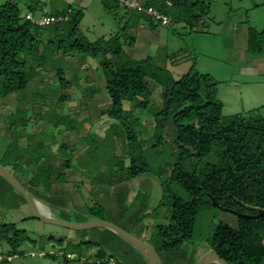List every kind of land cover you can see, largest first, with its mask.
Segmentation results:
<instances>
[{
	"label": "trees",
	"instance_id": "trees-1",
	"mask_svg": "<svg viewBox=\"0 0 264 264\" xmlns=\"http://www.w3.org/2000/svg\"><path fill=\"white\" fill-rule=\"evenodd\" d=\"M169 1L171 5L165 0H146V4L170 17L171 24L167 26L182 25L190 33L199 32L203 19L211 13L208 0ZM43 3V0L0 2V100L12 94L24 95L40 70L48 66L55 71L56 84L62 90L68 89L71 80L66 77L67 69L56 63L76 55L97 60L108 97L107 107L100 115L112 122L102 138L95 133L85 137L89 143L86 155L91 157L82 162L88 166L80 171L86 170L91 182L132 181L145 175L159 180L162 193L154 211L132 216L138 222L150 214L155 216L151 235L143 241L151 244L159 256L181 253L184 244L198 241V245L206 244L228 264H264V216L243 218L236 215V227L220 220L204 239L200 238L201 230L197 225L199 219L213 209L246 215H255L259 209H264V118L252 113L226 115L218 96L219 81L199 72L195 66L175 78L168 68L159 66L152 58H133L124 48L125 41L134 45V37L126 34V25L108 39L101 37L91 41L80 31L83 9L69 5L60 13H46L43 16L67 17V20L48 26L29 20L27 15L40 12ZM103 4L109 14L119 16L118 10L122 8L117 1L103 0ZM126 12L137 14V23L145 19L152 30L162 26L146 15ZM42 35L47 36L45 40ZM246 51L252 56L264 54V28L258 31L248 26ZM154 86L160 87L158 102L152 97ZM101 91L99 87L86 86L83 96L92 100ZM69 100V96L61 95L56 103L63 105ZM125 103L131 108L125 109ZM135 110L142 111L154 124L153 143L149 146L142 145L140 135L146 129L142 117L134 115ZM14 114H24V111L17 107ZM8 119L12 120L11 128L26 127L30 122V118L13 115ZM35 119L47 120L55 128L64 127L76 134L81 133L86 123L92 122L91 117L78 120L71 114H56L51 110ZM169 122L175 133L171 143L165 139ZM34 136L28 134L27 138L31 140ZM21 137L24 135L8 145L3 154V159L9 162L0 160V163L18 180L19 173H27L37 166L27 184L22 183L32 198L39 197V187L50 193L54 183L66 181L68 170L77 169L66 143L59 145L63 162L55 167L50 162L54 154L51 145L39 140L34 146L22 148L18 145ZM118 138H124L127 144V151L121 156L116 151ZM105 165L108 173L102 168ZM76 183L79 190L83 181ZM162 209L160 215L158 211ZM106 211L99 201L87 206L92 219L106 220ZM140 228L142 232L145 230L144 225ZM29 240L26 229L15 223L0 222V245L8 247L2 252L0 263L7 264L12 257L24 255L21 248ZM58 245L57 253L51 251L42 256L58 259L61 264H110L114 260L95 240L60 239ZM84 246H98L93 260L85 258ZM80 247L82 252L77 255Z\"/></svg>",
	"mask_w": 264,
	"mask_h": 264
},
{
	"label": "rangeland",
	"instance_id": "rangeland-1",
	"mask_svg": "<svg viewBox=\"0 0 264 264\" xmlns=\"http://www.w3.org/2000/svg\"><path fill=\"white\" fill-rule=\"evenodd\" d=\"M208 1L211 5V13L203 19L199 32L190 33L189 29H184L182 25L159 26L151 32L149 28L146 31L129 32L127 30L126 34L137 36L138 44L134 49L129 41H125L124 48L135 59L152 58L159 66L168 68L175 78L183 76L195 66L199 72L210 74L219 81L218 96L224 104L226 115L252 113V115L264 118V67L261 70L259 68L258 73L239 70L228 55L224 36L228 22L236 23L237 30L233 33L234 50L236 54L241 55L247 47L248 26L258 31L264 28V0ZM122 11L125 12L121 10L120 15ZM132 15L134 19L137 16V14ZM36 17H41L39 12L36 13ZM140 23L150 27L145 19H141ZM119 27L113 15L109 14L97 0L85 11L80 31L90 40L101 37L108 39L119 31ZM42 37L45 40L47 36L42 35ZM60 56L61 53L58 57ZM56 64L67 69L65 73L66 77L71 80L70 88L62 90L56 84L55 71L48 66L40 70V74L30 83L24 95L12 94L0 100V160L3 163L8 161L3 159L7 146L13 145L18 136L24 135L20 139L24 145L34 146L39 140H44L45 143L51 145L54 154L50 162L55 167H60L63 160L59 145L66 143L73 153V163L77 165V169L68 170L66 181L62 184L54 183L50 193L45 192L42 187L38 188L39 197H36L35 201L44 206H39L42 209L39 208L41 212L72 224H84L94 220L88 215L87 206H92L93 202L99 201L107 208L106 221L116 224L141 241H147L153 225L156 224L155 216L150 214L143 220L141 218V222L134 221L132 216L135 213L154 211L162 193L159 180L152 175H145L132 181L91 182L85 174L87 171H83L84 173L80 171L88 166L82 162L89 161L91 157L86 155L89 143L85 137L90 133H95L102 138L112 122L107 116L100 115V111L107 107L108 97L104 90L105 81L98 68V61L76 55L66 57L65 60L61 59ZM91 85L103 91L89 100L83 96V89ZM154 87L152 97L158 102L160 101V87ZM61 95L69 96L70 100L63 105L57 104L56 101ZM20 98L26 100L22 101ZM17 107L23 110L24 114H14ZM124 107L125 109L131 108L129 103H125ZM49 110L56 114H71L78 120L91 117L92 122L86 123L81 133L76 134L65 130L64 127L55 128L47 120L35 119ZM12 115L15 118H30L28 126L19 125L11 128L12 120L8 119V116ZM134 115L141 116L144 121L146 131L140 135V139L144 147L149 146L153 143L151 137L154 124L150 117L140 110H135ZM173 129V124L169 122L165 139L170 143L174 139ZM28 134L35 135V138L30 140L27 138ZM18 145L26 148L20 143ZM116 151L119 156L126 153L127 144L124 138L117 139ZM94 158L97 160V155H94ZM36 168L37 166L34 165L32 169L25 170L27 173L18 175L16 173L20 182L27 184ZM102 168L105 173L109 172L108 169L106 170L107 165ZM91 170L93 171V167ZM78 181H83L80 191L76 186ZM138 193L139 196L136 197ZM48 199H51L50 202ZM158 213L161 215L163 209ZM30 217H32L31 211L23 196L0 175V222L15 223L19 228L26 229L30 238L21 248L25 254L12 257L7 264H61L60 260L44 257L42 253L58 252L60 239L76 242L84 238L99 242L108 255L113 256L114 260L110 264L116 261L119 264H148V261L131 243L109 228L72 230ZM220 220L232 227L237 226V216L234 213L213 209L210 214H204L198 221L197 225L201 230L200 238L207 237L212 227ZM161 221L166 223V220L161 219ZM141 225L145 226L143 232ZM198 244V241L184 244L181 253H162L160 256L162 264H196L199 257L209 251L206 244ZM84 249L85 258L93 260L98 246H87ZM7 250L6 244L0 245V257H2V252ZM76 252L78 255L82 252V248H78Z\"/></svg>",
	"mask_w": 264,
	"mask_h": 264
},
{
	"label": "water",
	"instance_id": "water-1",
	"mask_svg": "<svg viewBox=\"0 0 264 264\" xmlns=\"http://www.w3.org/2000/svg\"><path fill=\"white\" fill-rule=\"evenodd\" d=\"M0 175L3 177L18 193H20L26 203L28 204L31 216L35 219H39L43 222L54 224L62 227H67L72 230H89L98 227H106L111 229L113 232L118 234L122 239L131 243L138 253L143 256L148 264H162L161 258L155 248L144 241L139 240L131 233L125 231L121 227L108 222L103 219H94L84 224H72L66 221L59 220L57 218L51 217L48 214H43L39 209L36 201L32 198L26 189V187L4 166L0 163ZM215 205H218L213 198H211ZM226 210V209H225ZM235 215L243 218H258L264 216V209H259L255 215H246L239 213L237 211H231ZM228 264L223 260L215 251L209 250L201 255L196 264Z\"/></svg>",
	"mask_w": 264,
	"mask_h": 264
},
{
	"label": "crops",
	"instance_id": "crops-1",
	"mask_svg": "<svg viewBox=\"0 0 264 264\" xmlns=\"http://www.w3.org/2000/svg\"><path fill=\"white\" fill-rule=\"evenodd\" d=\"M43 1H44V3L42 6V9L39 12L41 17L43 15H45L46 13H49V14L60 13L62 10H64L69 5H71L74 8L83 9L84 17H85V11H87L97 0H43ZM99 1L102 4L103 8L105 9L104 4H103V0H99ZM121 10H123V9L118 10V14ZM31 15L35 19H39L36 17V13H33ZM119 16H121V17H118V16L114 17L113 16L115 19L116 25H119L120 27L126 25L128 27L129 32L133 31V30L134 31L135 30L136 31L137 30L138 31H146L147 28L150 29V32L152 31L151 27H148L147 25L142 24L140 22L137 23V20H136L137 18H135V19L132 18L133 15L131 13H128L125 11L121 15L119 14ZM119 18H120V21H119ZM235 30H237V24L232 22V21L228 22V25L226 26V30H224L225 31L224 36L226 37L225 43H227L226 44L227 45L226 50L228 51V55H229L230 59L232 60V63L237 65L239 67V70H243V71L247 70V71H253V72L258 73L264 67V54L260 55V56H252V55H249L246 50L241 55L236 54L235 50H234L235 46L233 43V33ZM133 37H134V45H132L131 47L136 49L137 44H138V38H137V36H133ZM93 40H95V39H93ZM259 68H260V70H259ZM18 143H20L21 145H24V143L20 142V140ZM27 145H30V144H27ZM27 145H24V146H27ZM35 199H37V198H34V200ZM209 250H211V249L209 248ZM212 264H214V263H212Z\"/></svg>",
	"mask_w": 264,
	"mask_h": 264
},
{
	"label": "built area",
	"instance_id": "built-area-1",
	"mask_svg": "<svg viewBox=\"0 0 264 264\" xmlns=\"http://www.w3.org/2000/svg\"><path fill=\"white\" fill-rule=\"evenodd\" d=\"M118 2L120 8L130 11L137 12L138 14H143L153 19L154 21L159 22L162 26H167L171 24L170 17L163 13L155 6H150L146 4V0H115ZM167 5H171L169 0H165ZM27 18L36 22L41 26H48L55 22L67 20L65 16H42L39 20H35L32 15L28 14ZM43 254V253H42ZM69 257H73L72 254L68 255ZM1 258V257H0Z\"/></svg>",
	"mask_w": 264,
	"mask_h": 264
},
{
	"label": "bare ground",
	"instance_id": "bare-ground-1",
	"mask_svg": "<svg viewBox=\"0 0 264 264\" xmlns=\"http://www.w3.org/2000/svg\"><path fill=\"white\" fill-rule=\"evenodd\" d=\"M37 203V202H36ZM37 205H38V207L40 206V207H44L41 203H37ZM39 207V208H40ZM41 209V208H40ZM42 210V209H41ZM46 212V211H45ZM46 213H48V212H46Z\"/></svg>",
	"mask_w": 264,
	"mask_h": 264
}]
</instances>
